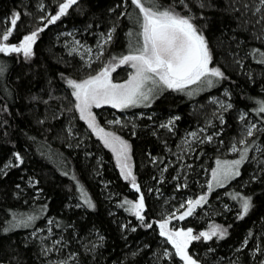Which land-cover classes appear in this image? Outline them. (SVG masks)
Instances as JSON below:
<instances>
[{
  "label": "trees",
  "instance_id": "16d2710c",
  "mask_svg": "<svg viewBox=\"0 0 264 264\" xmlns=\"http://www.w3.org/2000/svg\"><path fill=\"white\" fill-rule=\"evenodd\" d=\"M60 2L0 0V29L8 26L5 18L20 11L21 19L9 40L19 43L23 35L42 26L40 17L55 14ZM158 2L167 6L172 0ZM228 2L211 0L213 7H193L192 11L209 42L213 65L229 79L210 89L192 87V96L166 90L151 107H146L143 116L135 115L126 127L104 123L112 109H93L106 131L116 132L131 145L133 174L145 197L144 224L151 222L152 228L144 227L126 210L127 205L119 206L125 199L136 201L139 193L131 187V181L123 179L114 154L79 119L71 89L60 76L63 73L66 78L81 79L98 69L97 65L87 68L76 53L69 55L65 33L72 29L94 42L98 34H106L116 26L113 40L105 46L102 63L126 52L127 33L138 30L135 20L129 18L138 13L131 0H79L66 16L39 34L30 59L0 53V65L5 68L0 75V107L4 109L0 111V168L9 162L18 163L14 153L24 160L19 167L5 169L7 174L0 175V264H55L63 259H68V264H183L177 256L163 255L170 245L159 235L156 221L182 201L205 193L215 161L241 138L245 121L239 117L243 112L247 114L246 121L253 119L264 126V115L255 113L257 100L264 99V65L246 55L257 48L264 51V40L254 38L258 25L254 28L243 24L252 14L241 17L227 11ZM237 58L243 67L235 62ZM123 69L113 73L114 81L127 78ZM225 91L233 108L222 112L225 123L216 121V141L194 143L190 152L177 154L185 148L186 133L205 121L200 106ZM173 116L180 119L175 120L171 131L160 127ZM249 141L250 147L252 141L264 145V131ZM257 161H264V155L249 158L240 176L212 190L207 203L193 216L177 220L174 227L193 228L195 232L213 225L228 230L224 239H201L190 245V254L200 264H264V252L256 251L258 246L264 250V164ZM81 186L95 209L83 204ZM236 194L252 199V207L243 219H239L240 200L232 198ZM13 214L17 218H40L32 227L4 232ZM49 220L55 224L49 225ZM44 237H49L43 240L44 246L53 249L46 256L41 253ZM245 239L248 244L242 247ZM56 240L61 243L53 248Z\"/></svg>",
  "mask_w": 264,
  "mask_h": 264
},
{
  "label": "snow or ice",
  "instance_id": "6c2138e0",
  "mask_svg": "<svg viewBox=\"0 0 264 264\" xmlns=\"http://www.w3.org/2000/svg\"><path fill=\"white\" fill-rule=\"evenodd\" d=\"M79 0H61L58 4V11L55 14L40 17L41 27H37L29 34H25L20 39L19 43H9L10 37L13 36L17 28V24L21 19V12L14 11L10 18H5L4 23L7 27L0 29V53L22 55L25 60L30 59L34 55V45L36 44L39 34L43 32L49 25L55 24L62 17L68 14L69 9L77 5ZM131 4L138 9L137 15L129 17L135 20L138 25V30H130L127 33L129 37L128 46L125 53L120 55H112L110 59L100 67L95 74H88L81 79L66 78L63 73L60 74L62 79H66L67 86L71 89V97L74 98L73 107L79 114V119L85 121L87 127L91 129L102 142L105 148H108L115 156L116 165L120 169V173L125 181H131V187L139 193L136 201L125 199L120 207H125L141 224L146 228H152L151 222L144 224L146 217L145 197L141 192L140 185L136 182V176L133 174V166L131 164V145L122 136L117 135L114 131H106L98 120L94 108H101L104 105H109L114 109H128L132 107H151L155 99L166 90H171L177 93H185L188 96L194 94L192 86L196 85L200 90L210 89L220 81L227 80L225 72L218 66L213 65V54L209 47V42L201 28L195 23L197 16L193 13L192 8L205 9L213 7L211 0H172L167 6L159 4L158 0H131ZM120 7V5H117ZM43 10V6H41ZM227 11L239 13L241 17L251 13V17L244 20L246 26L252 24L255 28L259 26L254 33L255 39L264 40V0H229ZM115 11V9H111ZM125 13H121V16ZM203 19V16H200ZM46 21V23H45ZM116 31V26H113L106 34V38L98 44L99 51L95 59L100 60L104 55L105 46L113 40V34ZM68 35H71L69 33ZM69 52L79 54L80 59L84 61L83 53L79 49L83 47L80 41H75ZM84 52L88 53V60L84 61L87 68H91L95 62L92 58V48H85ZM256 59V63L264 65V51L253 49L250 53ZM236 63L243 67L240 59L235 60ZM127 67L131 71L128 72L127 78L123 82H114L113 73L119 68ZM5 68L0 65V75H3ZM251 78V73H248ZM228 92L225 91V96ZM33 99H38L34 97ZM47 103V101H44ZM214 104H218L223 111L233 108L232 103H224L214 99ZM255 113L257 116L264 115V99L257 100ZM4 109L0 107V111ZM216 116V114H213ZM247 114H241L239 119L245 121ZM150 118V117H149ZM221 124L225 123L223 115L216 116ZM169 119L166 123L160 124L161 128L171 131L174 127L175 120ZM108 124L120 125L119 119L108 121ZM203 131V129H201ZM259 131H264L258 127L256 123H248L242 128L240 139L231 144V151L239 153L238 159L215 161V168L211 170V181L207 185L208 192L211 193L214 185L223 187L225 183L235 177L240 176V167L249 159L251 148L264 154V149L252 141L249 146V138L255 136ZM219 135V133H216ZM190 136L193 140L199 139L197 132H191ZM207 142H212L213 136L206 137ZM204 143V140L200 141ZM186 143L188 141L186 140ZM243 145L238 147L237 145ZM15 160L5 164L0 168V175H6L5 169L11 167H19L24 163L22 156L19 153H14ZM264 164V161H257ZM166 170V169H165ZM67 175V173H65ZM75 179V177H73ZM35 184L36 182H30ZM20 185H17L19 188ZM83 204L88 208L95 209V204L91 198L87 196L84 188H79ZM231 195V193H230ZM233 199H239L241 202L242 214L239 219H243L252 207L251 197L240 196L236 194ZM207 202V196L201 195L197 199H189L186 204L180 205L181 209H185L178 216L176 212H172L166 217L156 221L159 226V235L164 237L166 243L170 244L174 249V253L165 250V257H179L183 264H200V261L193 257L189 252V247L194 241H211L213 237L224 239L228 230L221 225H213L208 231H200L194 233L192 228H177L170 227L173 219L179 221L185 220L187 217L193 216L197 207L202 206ZM80 206V205H77ZM179 211V209L177 210ZM40 217L35 215H21L17 218L13 214L12 220L9 221V227L4 228V232L13 231L17 228H28L34 225V222ZM49 225L55 224V221L49 220ZM59 227V225H56ZM127 227V226H125ZM136 231L135 228L131 229ZM51 235L52 229L48 228ZM35 235V233H33ZM251 236V233H249ZM41 238V253L45 256L52 251L43 244L44 239ZM103 240V237H100ZM60 240L53 242L59 245ZM248 240L245 239L242 247H246ZM95 245H93V248ZM58 250V249H57ZM239 250V249H238ZM257 252H264L259 246ZM75 259V257H71ZM55 264H68V259L56 261Z\"/></svg>",
  "mask_w": 264,
  "mask_h": 264
},
{
  "label": "rangeland",
  "instance_id": "374dc122",
  "mask_svg": "<svg viewBox=\"0 0 264 264\" xmlns=\"http://www.w3.org/2000/svg\"><path fill=\"white\" fill-rule=\"evenodd\" d=\"M69 33H71V35H68ZM65 34H66V36H67V39H66L65 42H66L67 45L70 46V49H71L73 46H75V45H74V42H75V41H77V40L80 41V44H81L83 47H81V48L79 49V52H80V53H83V55H84V61H87V60H88V56H89L88 53L84 52V49H85V48H89V47L93 49V52L91 53V55H92V58H93V60H94L95 62L92 63L91 68H94V66L97 65V66H98L97 71H98V70L100 69V67H102V65L104 64V63H102L103 57H101L100 60H96L95 57H96L97 52L99 51V49H98V44L101 43L102 40L106 38V35L98 34L97 37L94 39V42H91L90 40L85 39L84 36L79 35V32H78L76 29H72V30L68 31V32L65 33ZM78 55H79V54H78ZM79 56H80V55H79ZM123 68H124L123 71H124L125 73H127V75H128V72L131 71V70H130L129 68H127V67H123ZM117 71H118V69H117ZM90 74H95V73H94L93 70H92V71L90 72ZM122 75H123V73H120V74H119V76H122ZM123 81H124V80H122V81H114V82H123ZM195 86H196V85H193L192 87H195ZM160 96H161V94L159 95V97H160ZM214 99L219 100V101H222V102H224V103H229L228 95L225 96V92H224V94H222V95H220V96H216V97L211 98V99L209 100V102H208L207 105H202V106H200V107H201V111H203L202 114H203V116H204V120H205V121H204V123H200L199 125H197V127H196L195 129L190 130L189 132L186 133V136H185L186 138H184V141H183V144H184V147H185V148L182 149V150H180V151H178L177 154H180V153L183 152V151H185L184 153H186V152H190L191 149H192V145H193L194 143H198V144H200V143H201V142H200L201 140H204V142L207 141V140H206V137H207L208 135H212V136H213V140H212V141H216V136H217L216 133H217V132L214 130V129H216V126H217L216 121L218 120V119L216 118V116L222 115L223 110H221V109L219 108V105H218V104H214V103H212V101H213ZM155 100H156V99H155ZM155 100H154V101H155ZM102 107H108V108H110V110L112 109L113 111H115V112H113V111L108 112V114L104 117V123H105L106 125H110V124L107 123L108 121H113V120L119 119V120L121 121L120 126H123V127H126V126L131 125V122L133 121L135 115H138L139 117H141V116H143V115L145 114V112H146V110H147L146 107H144V106H140V107H132V108H128V109L141 108V110H139V111H133V113L130 114V113L126 112L128 109H123V110H121V109H114V108H112V107L109 106V105H104V106H102ZM202 109H204V110H202ZM117 111H119V113H120V114H123V115H122V116H119ZM214 113L216 114V116L213 115ZM242 114H244V112H243ZM175 117H176V116H173V117H170L169 119H174ZM169 119H167L165 122H167ZM248 123H256V124L258 125V127H260L261 129L264 128V126H263L261 123H259L258 121H255V120H253V119H248L247 121L245 120L244 126H246ZM110 126H116V125H115V124H111ZM117 126H118V125H117ZM244 126H243V127H244ZM201 129H203V131H201ZM191 132H197L199 139H195V140H193L192 137L190 136V133H191ZM186 140L188 141V143H186ZM258 145L260 146V148L264 149V145H262V144H258ZM237 146H238V147H241V148L243 147V145H239V144H238ZM182 154H183V153H182ZM250 155H252V156L250 157ZM261 155H264V154H261V152L256 151L255 148L252 150V154H251V151L249 152V158H252V159H255V158H257V157H259V156H261ZM238 158H239V153H233V152L231 151V147H230L229 150H228L227 152H223V153H221V157H220L219 159H221V160H233V159H238ZM12 164H13V163H12ZM244 164H245V163H244ZM244 164H243V165H244ZM243 165H242V166L240 167V169H239L240 173H241V170H242ZM215 166H216V165H215ZM215 166H214V168H215ZM236 178H237V177H235V178H233V179L227 181L223 187L229 185V184H230L232 181H234ZM210 181H211V174H210L209 182H210ZM217 188H220V187L214 185L213 190H214V189H217ZM208 194H209V192H208V189H207V190L205 191V193H204V194H201V195H206L207 198H208ZM201 195H199V196H201ZM199 196H198V197H189L188 199L182 201V202L180 203V205H181L182 203L186 204L187 200H189V199H197V198H199ZM206 203H207V202H206ZM204 204H205V203H204ZM204 204H203V205H204ZM180 205H178L177 207H175V209H174L173 211H171V212H167V214L165 215V217H166L167 215L171 214L172 212H176V215L178 216L181 212H183V211L185 210V209H181V208H180ZM200 207H201V206L197 207L196 211H197ZM178 209H179V211H177ZM196 211H195V213H196ZM195 213H194V214H195ZM176 223H177V219H173L172 222H171V224H170V227H174ZM192 229H193V228H192ZM208 230H210V228L205 229V230H202V231H208ZM199 232H200V231H199ZM199 232H195V231H194L195 234H198ZM49 236H50V234H49ZM51 237H52V236H51ZM169 245H170V244H169ZM167 250H168L169 252L174 253V249L172 248L171 245H170V247H169ZM193 257H194V256H193ZM194 258H195V257H194Z\"/></svg>",
  "mask_w": 264,
  "mask_h": 264
}]
</instances>
